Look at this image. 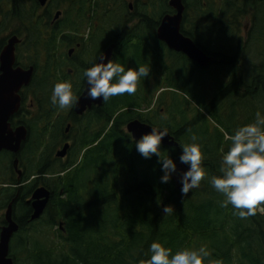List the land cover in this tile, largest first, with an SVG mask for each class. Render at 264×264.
Instances as JSON below:
<instances>
[{
	"label": "trees",
	"instance_id": "16d2710c",
	"mask_svg": "<svg viewBox=\"0 0 264 264\" xmlns=\"http://www.w3.org/2000/svg\"><path fill=\"white\" fill-rule=\"evenodd\" d=\"M7 1L0 0V6ZM12 1L16 7L9 13L10 22L1 25L13 27L19 36L30 33L26 51L31 65L38 66L34 59L42 54L50 70L64 43L76 38L84 41L89 33L96 50L114 43L118 50L125 47L127 53L114 63L126 70L130 65L149 66L155 79L153 89L146 91L151 80L141 77L134 95L114 96L84 121H76L69 129L75 144L68 163L53 164L49 150L59 145L68 118L51 102L54 86L50 88L49 79L55 76L48 72L39 81L36 75L31 89L36 87L35 100L43 109L31 125L33 133L24 153L30 160L25 161L47 172H53L54 165L60 175L57 181L46 182L57 191L45 216L47 228L57 227V247L31 246L29 257L35 263L40 257V264H139L141 259H150V246L158 241L172 254L204 247L209 253L204 264H264V213L258 210L255 216L241 219L231 204L221 207L225 197L210 184L211 176L220 175L223 154L230 146L225 133L234 135L240 127L254 123L257 112L264 116V53L256 52L259 43L264 51V0H183L182 33L212 58L204 68L192 63L183 79H171L166 55L156 50L151 56L146 48L159 43L160 22L174 12L169 0H134L132 9L129 0H66L70 11L68 5L63 9L70 16L61 11L60 32L44 33L34 22L40 5L31 0L27 9L21 0ZM245 21L249 31L243 28ZM131 46L140 51L133 55ZM22 47L17 60L26 68ZM218 50L226 58L221 65L215 61ZM232 61H236L238 77L225 86ZM161 74L168 77L161 79ZM62 77L72 76L64 73ZM84 82L74 97L81 94ZM191 96L199 107L191 103ZM162 112L166 118L160 119ZM134 120L166 128L175 137L177 148L160 145V151L176 165L181 164L180 144L192 143V135L198 137L195 142L201 145L206 173L199 188L182 196V184L176 182L174 173L169 182H161L160 158L142 156L126 130ZM167 205L175 211L165 216L162 209Z\"/></svg>",
	"mask_w": 264,
	"mask_h": 264
},
{
	"label": "flooded vegetation",
	"instance_id": "af4514ba",
	"mask_svg": "<svg viewBox=\"0 0 264 264\" xmlns=\"http://www.w3.org/2000/svg\"><path fill=\"white\" fill-rule=\"evenodd\" d=\"M35 1L40 5L38 0H34V2ZM21 4H23L28 9L29 5H31V0H21ZM15 7L16 3H14L12 0L3 2V4L0 6V33H8L5 37H2L0 39V54L4 47L8 44L9 39L13 36H18L21 39V43L17 45L16 56H18L20 46L23 45V47L26 48V46L31 41L30 33H25L22 36H19L18 34H14V29H10L13 27H6L1 25L4 21L7 24L10 22H7V19L9 17V13L13 11ZM57 7V0H47L45 6L40 5V7L35 12L34 19V22L37 24L35 25L37 26V30L43 31V33L45 31L60 32L62 26L57 24V21L60 19V17L57 19V12H61V10L57 11ZM130 8H133L131 4ZM158 41L159 43H155L154 46L146 48L148 49L151 56H154L156 50L161 51L164 55H166L164 59L167 66H170V73L172 74L171 79H183L188 76L190 74V65L196 64L200 66L195 61L191 60L185 53L170 49L166 43L160 41L159 39ZM58 42L63 43L61 39H59ZM63 45L65 47H63L64 49H68V53L66 55L67 57L63 62V67H69L66 74H70L71 76H73L74 74L78 75L79 81L76 83L75 89L79 88V86H81L82 84L83 79H85L84 86L81 92L82 94L85 90L87 82V78L83 75L84 71L91 67L94 63H96L100 56L106 51V49L113 44L108 46L105 44L106 46L104 45L103 48L96 50L93 38H91L89 33H87L86 39L84 41L76 38L74 39V42H67ZM114 45L115 49L113 54V61H119L120 55H125L127 52H125V47H121L118 50L117 45L115 43ZM195 45L200 48L196 43ZM129 48H131V51H134L131 52L133 55L137 54L140 51V49L136 46H131ZM91 49L95 50V55L92 59H90ZM70 51H72V54H70ZM216 53L218 59H215V61L219 63V65H221L226 58H223L222 51L218 50L216 51ZM229 64L230 73H227L224 77L225 86L231 84L238 77L237 73L235 72V67L237 65L236 61H232ZM17 65L20 66L18 64V60ZM31 66L34 65H29L26 68H29ZM34 67L35 74L32 83L28 87H23L20 92L22 98L20 109L10 118V124L13 130H16L21 126H25L27 128V141L31 138L33 133L31 125H33V123L36 121L35 119L37 118L38 114H41V109H43V107L35 100L34 91H36V87L31 89L34 84V79L37 75V70L39 69L38 66ZM54 68H57V63L52 65L50 70L48 71L50 75L52 74V70ZM129 68H132V65H130ZM53 75L55 76V80L51 78L49 79L52 80V85L50 86V88L57 84V69L56 73ZM167 77V74L160 75L161 79H165ZM148 78L151 80L148 88L152 90L155 86V79L151 73L149 74L147 79ZM148 88L146 89V91H149ZM81 94L76 95V98L78 99ZM102 106H93L91 109H88L83 115H77L75 113V103L71 106V109L66 116L68 118L67 129L63 132L59 141V145L49 151V154L51 155L49 157L51 158V162H54L53 164H55L56 161L57 164L60 162L68 163L69 158L71 157L70 150L75 144V138L70 135V127L74 126L76 121H78L79 119H81L82 121L83 118L85 116L87 117L89 113L94 109L101 108ZM60 112L58 113L57 117L60 116ZM27 141L22 145V148L18 153H13L6 150L0 151V242L3 232L10 226V221H12L17 226V230L12 234L9 243V257L13 259L14 264H29L30 260L28 255L26 254L29 251V247L33 246V248H41L38 242L35 241V238L40 237L43 234V229L45 230L47 228L45 216L48 212V208L50 207L53 198L57 197V191H55L52 187L47 186L46 182L47 180L50 182H55L57 181V177L60 175L57 174V170L54 169V165H51L53 172L50 169H48L49 172H47L44 168L37 169L35 167V164L31 167L28 163H26L25 159L30 160L29 155L24 156L26 147L25 145ZM67 143L70 145L67 156L65 158H58L56 156L57 152L61 150ZM57 147L59 148L57 149ZM43 157L45 159L47 158L46 155H43ZM16 160H18L17 167L15 166ZM179 179H181L180 174L178 178V181L180 182ZM40 188H45L50 192V200L42 216L38 219H33L35 211L33 207L34 195ZM9 212H11V217H8ZM53 230L56 233L57 227H55ZM39 258L40 257H38V259ZM38 259L36 263L34 259L31 260L32 262H34V264H40L38 262Z\"/></svg>",
	"mask_w": 264,
	"mask_h": 264
},
{
	"label": "clouds",
	"instance_id": "9594fccd",
	"mask_svg": "<svg viewBox=\"0 0 264 264\" xmlns=\"http://www.w3.org/2000/svg\"><path fill=\"white\" fill-rule=\"evenodd\" d=\"M100 59L103 60V57ZM150 71V67L145 65L126 70L112 60L107 63L96 62L83 73L89 86L87 97L91 100L102 98L107 103L114 96L125 93L134 95L138 81L141 77L147 78ZM51 102L63 109L79 101L73 95L71 83L60 82L54 86ZM167 135L166 128L152 127L149 133L136 142V148L142 156L150 158L157 155L160 158L164 172L161 178L163 183L169 182L177 170L173 159L162 155L160 151L161 142ZM225 139L230 141V146L227 152L221 149L224 154L218 170L220 175L210 177L211 186L225 197L221 207L231 204L236 209L234 214L241 219L255 216L258 210L264 213V116L257 112L254 123L240 127L234 135L225 133ZM191 140L192 143L180 144V162L190 166L181 176L182 196H187L190 191L199 188L206 175L202 166L201 145L195 142L198 137L192 135ZM162 211L168 216L175 209L174 206L167 205ZM150 253V259H141L139 264H204V258L209 255L204 247L198 250L183 248L172 254V249L158 241L151 244ZM212 264L221 262L213 261Z\"/></svg>",
	"mask_w": 264,
	"mask_h": 264
},
{
	"label": "water",
	"instance_id": "95a60500",
	"mask_svg": "<svg viewBox=\"0 0 264 264\" xmlns=\"http://www.w3.org/2000/svg\"><path fill=\"white\" fill-rule=\"evenodd\" d=\"M40 5L45 6L47 0H38ZM169 6L175 11L174 14L165 15L157 29V38L166 43L170 49L185 53L191 60L195 61L201 67L209 66L212 58L204 51L198 48L195 43L182 34L181 28L184 21L186 6L183 0H169ZM61 12H57V19L61 16ZM21 39L18 36H13L9 39L8 44L4 47L0 54V151L6 150L13 153H18L22 145L28 139V130L25 126L18 127L16 130L11 128L10 118L18 112L21 106L20 92L23 87H28L35 74V67L23 68L17 65L16 50ZM115 45H111L100 56L97 62L107 63L113 61ZM72 54V51H70ZM88 84L86 82L85 90L78 98V103H75L74 111L77 115H83L88 109L93 106H102L103 99L91 100L87 97ZM152 125L141 122L140 120L131 121L126 129L132 136V139L137 142L144 134L152 130ZM164 147H178L179 143L174 136L168 131L161 142ZM70 145L67 143L56 154L58 158L67 156ZM15 166H18V160L15 161ZM187 164H177V170L173 177L178 184L179 174L182 176L189 169ZM50 200V192L45 188H40L34 195V215L33 219H38L44 213ZM8 217H11L9 212ZM10 226L3 232L0 242V264H14L13 259L9 257V243L12 234L17 230V226L10 221Z\"/></svg>",
	"mask_w": 264,
	"mask_h": 264
},
{
	"label": "rangeland",
	"instance_id": "374dc122",
	"mask_svg": "<svg viewBox=\"0 0 264 264\" xmlns=\"http://www.w3.org/2000/svg\"><path fill=\"white\" fill-rule=\"evenodd\" d=\"M102 1V0H100ZM129 4H131L132 6H134V0H129ZM68 5V7H67ZM57 11L58 10H61L63 11L64 13L67 14V11H70V7H69V3L66 2V0H57ZM64 7H67V11L65 12V10L63 9ZM69 15V14H67ZM70 16V15H69ZM64 19V17L62 18ZM249 22L245 21L244 22V25H243V28H245V31H249L251 27H249ZM10 29H13V28H10ZM247 29V30H246ZM8 33H0V39L2 37H5ZM28 51H26V48L25 47H22L21 49V58H22V61L24 63H26V65H31L30 63L32 61H30L28 58V56H30L28 53H26ZM256 52L257 53H264L263 51V48H262V44L259 43L257 46H256ZM68 53V49H61L59 50L56 55H57V68H54L52 70V74H55L56 73V69H57V80L59 82H69L71 83L72 85V92H73V95H75V86H76V83L79 81L78 80V75L74 74L71 78L65 80L62 76L63 74L67 73L68 71V68L69 67H63V62L64 60L66 59V55ZM94 55H95V50L91 49V55H90V59L94 58ZM32 59H34V57H32ZM35 62L37 63L39 69L37 70V78L38 80H43V78L45 77V73H48L49 71V68H47L45 66V57L41 54L37 59H34ZM264 65V63H263ZM45 79V78H44ZM38 87H40L38 85ZM148 90H151L150 88H148ZM233 98H228V101L232 100ZM191 103L197 107L198 106V103L196 100H194V98L191 96V99H190ZM226 102V101H225ZM229 104V103H228ZM221 110L224 108V104L223 103H220L219 104ZM71 109V107H67V108H63L61 109V115L63 116H67L68 113H69V110ZM160 109H158L157 111H159ZM231 110V109H229ZM156 111V110H155ZM232 111V110H231ZM159 115V114H158ZM165 117V114L164 112H162V114H160L158 116V118L162 119ZM84 121V120H83ZM59 147H57L58 149ZM56 149V150H57ZM52 149H50L49 151H51ZM55 152V151H54ZM76 152H74V155H72L73 157H76L75 155ZM181 181V180H180ZM57 235L56 233L54 232V230L50 229V228H46L45 230L43 229V234L40 236V237H36L35 241L38 242V244L40 245L41 247V250H52L53 248H56L57 247ZM31 249V246L29 247ZM28 255V257L30 256V252L26 253ZM21 255V254H20ZM29 260H30V263L29 264H33L32 260L30 259L29 257Z\"/></svg>",
	"mask_w": 264,
	"mask_h": 264
}]
</instances>
